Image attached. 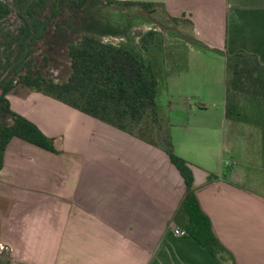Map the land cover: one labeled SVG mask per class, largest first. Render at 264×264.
I'll return each mask as SVG.
<instances>
[{"label": "crops", "instance_id": "0c3cea01", "mask_svg": "<svg viewBox=\"0 0 264 264\" xmlns=\"http://www.w3.org/2000/svg\"><path fill=\"white\" fill-rule=\"evenodd\" d=\"M122 1L162 4L171 17L192 22L209 47L255 54L264 64V0ZM212 53L190 46L188 69L168 79L174 148L190 164L200 205L236 264H264V195L243 184L230 160L227 71L221 79L209 65ZM8 99L59 152L18 138L6 149L0 249L10 251L11 264H232L175 233L186 184L163 150L21 84ZM213 104L222 110L208 113Z\"/></svg>", "mask_w": 264, "mask_h": 264}, {"label": "trees", "instance_id": "16d2710c", "mask_svg": "<svg viewBox=\"0 0 264 264\" xmlns=\"http://www.w3.org/2000/svg\"><path fill=\"white\" fill-rule=\"evenodd\" d=\"M93 1L103 2L106 7L114 8L128 19L133 18L134 14L125 12L137 9L145 23L153 24L154 16L159 11L176 25L182 21L168 15L165 6L157 3L53 0L48 8V0H15L16 8L13 9L10 4L0 0V23H12L14 20L22 23L14 39L12 54L6 59L4 71L0 73V172L4 168L6 149L14 138L59 153L54 138L45 135L35 123L12 109L8 96L21 84L163 150L186 184V194L174 215V222L215 257L227 255L231 257L232 264H236L233 255L216 236L210 217L200 205L190 164L175 152L171 124L163 118L159 95L167 91L171 76L188 69L190 46L225 57L226 116L230 121L261 129L264 158V116L255 123L250 114L251 111L264 109V64L255 54L238 51L230 55L209 47L193 33L164 30L185 42L184 51L177 48L175 52L174 48H165L163 31L161 35L158 27H155L140 38V49L124 43H107L97 34H85L67 46L72 70L68 80L59 83L47 78L33 59L36 50L46 44L48 30L62 17L66 5L83 11ZM46 10L43 16L42 12ZM188 22L193 31V23ZM159 26L163 28L166 25L160 23ZM170 61L173 62L172 66ZM6 120L11 123H5ZM6 264H11L10 259Z\"/></svg>", "mask_w": 264, "mask_h": 264}, {"label": "rangeland", "instance_id": "374dc122", "mask_svg": "<svg viewBox=\"0 0 264 264\" xmlns=\"http://www.w3.org/2000/svg\"><path fill=\"white\" fill-rule=\"evenodd\" d=\"M10 4L13 9L16 8L15 0H4ZM53 0H48V8L52 6ZM42 14L45 16V12ZM137 9L126 11L125 13L134 14L133 18L128 19L122 17L121 13L114 8L106 7L103 2H91L87 8L83 11H76L72 7L66 5L62 17L51 26L47 33V42L45 45L39 47L36 50L33 59L35 63L39 65L43 74L56 82L62 83L68 80L71 74V61L67 54V46L73 41H78L83 35L93 33L101 36L107 43L113 44H126L132 48L140 49V38L155 27L166 39L165 48H174L175 52L177 48H181L184 51L185 42L178 36L164 30L182 31L184 34L192 33V28L187 19L181 17V22L176 25L170 18L165 16L161 11L156 12L155 20L153 24L145 23L144 19L139 16ZM160 23L165 24L161 28ZM21 21H13L9 23L5 21L0 23V73L4 71L6 65V59L12 54L14 39L18 35V30L21 26ZM123 24L124 26H121ZM177 27V29H176ZM117 33V35H114ZM161 34V35H162ZM209 65L221 69V79L226 74V58L223 56H217L216 54H210ZM169 64L172 66L173 62ZM216 73V72H215ZM214 76V74H213ZM215 77L211 78L209 82L216 81ZM218 84V83H217ZM216 85V84H215ZM208 88V87H207ZM210 94V89L207 91ZM187 96H191L187 93ZM188 99L194 103L192 100ZM159 102L163 108V118L165 122L170 120L171 110L169 103L176 101L169 96L168 93L163 92L159 95ZM181 102V101H179ZM221 106L213 104L209 106L210 114L221 111ZM252 121L262 119L264 116V109H258L251 111ZM254 114V115H253ZM263 114V115H262ZM148 118L145 119L147 121ZM144 121V123H145ZM171 122V121H170ZM5 123L10 124V120H6ZM234 131L230 133V141L234 142L233 155L230 160L236 161L235 168L240 169L243 175V184L256 192L264 195V158H263V146L261 140V129L248 125L242 122H233ZM228 146V150H230ZM1 250V249H0ZM10 259L9 250H1L0 264H6Z\"/></svg>", "mask_w": 264, "mask_h": 264}, {"label": "built area", "instance_id": "2783aa9c", "mask_svg": "<svg viewBox=\"0 0 264 264\" xmlns=\"http://www.w3.org/2000/svg\"><path fill=\"white\" fill-rule=\"evenodd\" d=\"M175 233L177 235H184L185 234V232L183 230L179 229V228L175 229ZM1 249H4V247L1 246Z\"/></svg>", "mask_w": 264, "mask_h": 264}, {"label": "water", "instance_id": "95a60500", "mask_svg": "<svg viewBox=\"0 0 264 264\" xmlns=\"http://www.w3.org/2000/svg\"><path fill=\"white\" fill-rule=\"evenodd\" d=\"M2 95V92H0V96Z\"/></svg>", "mask_w": 264, "mask_h": 264}]
</instances>
